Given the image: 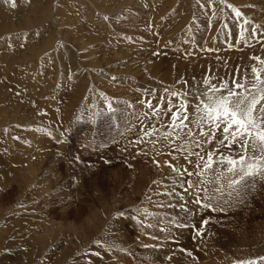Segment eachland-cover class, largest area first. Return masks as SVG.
<instances>
[{"label": "rangeland", "instance_id": "rangeland-1", "mask_svg": "<svg viewBox=\"0 0 264 264\" xmlns=\"http://www.w3.org/2000/svg\"><path fill=\"white\" fill-rule=\"evenodd\" d=\"M170 1L0 0V264H235L264 256V180L229 186L235 173L220 158L245 153L215 142L222 129L206 131L213 141L201 147L185 135L191 129L200 140L192 120L203 101L193 86L207 91L204 76L251 79V58L264 56V0H229L241 17L223 20L207 0L203 8ZM245 20L262 35L251 36ZM184 99L188 127L170 128ZM140 101L164 111L153 115ZM208 152L212 167L204 169Z\"/></svg>", "mask_w": 264, "mask_h": 264}, {"label": "snow or ice", "instance_id": "snow-or-ice-1", "mask_svg": "<svg viewBox=\"0 0 264 264\" xmlns=\"http://www.w3.org/2000/svg\"><path fill=\"white\" fill-rule=\"evenodd\" d=\"M5 2L12 4L13 7L15 6L12 0H5ZM195 3L201 8L205 7V5L201 4V0H195ZM206 6L212 9V15L217 16L220 20L225 19L229 14L237 18L241 17L240 9L230 3L229 0H207ZM104 19L108 20L109 18L105 16ZM207 19L209 25H211L212 16H208ZM244 23L250 25L251 36L262 35L257 31V26L254 23L249 20H245ZM260 27L264 28V23ZM8 47H12V44L9 43ZM251 59L256 61L258 66L251 67V79L247 83L240 77L234 80H224L219 76L215 83H211L209 74L203 77V84L207 91H202L198 86H193L195 92L200 93V95L194 96V99L201 100L203 103L194 107L193 115L195 118L192 120L193 125L198 127L199 142L193 136L191 129L185 134L188 137H193L191 143L195 144L196 147H201L203 142L213 141V134L206 135V131L211 133L213 130L222 129V133L216 135L215 142L220 144L221 147H224L225 142H227L228 146L240 147L245 153L240 155L238 159H233L227 155L220 158V162H224L229 166L226 171L235 173V179H229V186L235 185L245 177L250 176H259L264 180V56L254 55ZM165 91L170 97H177L178 99L180 97L177 91L171 89H166ZM189 95H193V93L189 92ZM140 103L148 108L153 115L158 116L160 111H164L161 109L160 104H155L153 107L150 102L140 101ZM186 105L187 100L184 99L175 106V111H171L170 128L188 127L184 123V120L189 118V113L185 110ZM128 107H132V105L129 104ZM172 107V101L169 100L168 110H171ZM205 125H207V129ZM162 135L165 139H168L172 133L168 132ZM152 143L155 145L157 142L153 140ZM184 150L188 152L189 156L193 155L191 148L186 147ZM156 151L157 155H159V149ZM195 155L197 162H199L202 159L200 154L195 153ZM207 155V160L203 162L204 169L212 167L213 154L208 152ZM184 159H188V157L185 156ZM153 163L156 164L157 162L153 160ZM164 163L173 173L180 172L179 166L169 164L167 160ZM195 174L201 175V172L197 171ZM192 175L193 173H188V176ZM193 186L194 182L190 181L189 187ZM180 198L183 199V197ZM205 200H208L207 196ZM195 203L199 204L200 201L197 199ZM202 206L206 209L215 210V205L207 202ZM136 211L143 212L145 218L151 216L150 212L143 209ZM117 215H122V213L118 212ZM133 219H136V217H133ZM206 222L204 221L203 223ZM203 223L201 227H203ZM176 226L183 228L186 225L177 222ZM164 230L161 229V231ZM197 235H199V232H197ZM94 243L99 245L100 241L96 240ZM189 255L191 254L189 253ZM257 259L261 264H264V256H260ZM257 259L238 261L235 264H257Z\"/></svg>", "mask_w": 264, "mask_h": 264}, {"label": "bare ground", "instance_id": "bare-ground-1", "mask_svg": "<svg viewBox=\"0 0 264 264\" xmlns=\"http://www.w3.org/2000/svg\"><path fill=\"white\" fill-rule=\"evenodd\" d=\"M165 1H166V4H170V3H171L170 0H165ZM245 1H246V0H245ZM135 2H136V1H135ZM240 2H241V1H240ZM164 3H165V2H164ZM34 4H35V2H34ZM239 4H240V3H239ZM174 5H175V4H174ZM174 5H172V6H174ZM185 5H186V4H185ZM185 5H184V6H185ZM159 6H160V5H159ZM166 6H167V5H166ZM185 7H186V6H185ZM32 9H33V8H32ZM162 9H163V8H162ZM30 10H31V8H30ZM33 10H34V9H33ZM42 10H44V8H41V12H42ZM160 10H161V9H160ZM37 12H38V11H37ZM41 12H40L39 14H42ZM43 12H44V11H43ZM183 12H184V11H183ZM179 13H180V12H179ZM42 15H43V14H42ZM36 16H37V15H36ZM38 18H39V17H38ZM40 18H41V17H40ZM177 19H178V18H177ZM180 19H181V17H180ZM132 20H133V19H132ZM30 21H31V20H30ZM176 21H177V20H176ZM177 22H178V21H177ZM24 23H25V21H24ZM180 26H181V25H180ZM249 26H250V25H249ZM139 27H140V26H139ZM160 30H161V29H160ZM51 37H52V36H51ZM49 40H50V39H49ZM49 40H48V41H49ZM41 42H42V41H41ZM45 43H46V42H45ZM50 43H51V42H50ZM134 43H135V42H134ZM29 49H30V48H29ZM29 49H28V50H29ZM30 51H31V50H30ZM30 51H29V52H30ZM39 51H40V50H39ZM29 52H28V54H29ZM37 53H38V51H37ZM70 56H71V55H70ZM225 58H226V57H225ZM0 60H3L1 56H0ZM0 62H1V61H0ZM1 64H5V66H6V62H5V61H3V63H1ZM253 64H254V63H253ZM5 66H4V67H5ZM251 66H252V65H251ZM4 67H3V68H4ZM4 70H5V69H4ZM9 70H10V68H8L7 73H8ZM4 72H5V71H4ZM95 72H97V71H95ZM98 72H99V71H98ZM7 77H8V76H7ZM147 90H148V89H147ZM40 95H41V94H40ZM145 99H146V98H145ZM41 139H42V138H41ZM38 140H39V139H38ZM188 143H189V142H188ZM181 144H182V143H181ZM149 163H150V162H149ZM158 180H159V179H158ZM163 183H164V182H163ZM168 189H169V188H168ZM208 232H209V231H208ZM161 238H162V237H161ZM207 238H208V237H207ZM149 242H150V240H149ZM146 243H147V242H146ZM102 246H103V245H102ZM159 246H160V245H159ZM97 248H98V247H97ZM100 250H101V249H100ZM104 252H105V251H104ZM157 253H158V252H157ZM156 258H157V257H156Z\"/></svg>", "mask_w": 264, "mask_h": 264}]
</instances>
